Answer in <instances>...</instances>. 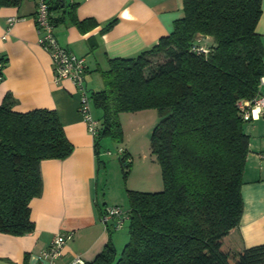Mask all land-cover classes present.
Returning <instances> with one entry per match:
<instances>
[{
	"label": "trees",
	"instance_id": "trees-1",
	"mask_svg": "<svg viewBox=\"0 0 264 264\" xmlns=\"http://www.w3.org/2000/svg\"><path fill=\"white\" fill-rule=\"evenodd\" d=\"M261 13V0H182L169 34L134 56L109 58L100 70L103 87L90 91L101 109L95 150L103 136H121L119 113L155 109L149 146L162 189H126L127 241L117 252L106 224L107 242L83 264H264V243L238 249L227 242L243 212L249 151L239 103L261 94L264 76ZM73 20L80 29L95 24ZM199 45L206 52L197 53ZM5 63L0 56V79ZM15 101L6 93L0 102V231L24 234L34 228L30 201L42 191L41 160L63 159L73 144L56 110L20 112ZM125 155L124 175L131 163Z\"/></svg>",
	"mask_w": 264,
	"mask_h": 264
},
{
	"label": "crops",
	"instance_id": "crops-1",
	"mask_svg": "<svg viewBox=\"0 0 264 264\" xmlns=\"http://www.w3.org/2000/svg\"><path fill=\"white\" fill-rule=\"evenodd\" d=\"M50 2L56 40L84 59L87 89L90 69L100 74L109 58L134 56L151 47L171 32L173 21L182 15V0H64L59 6L56 0ZM261 8L256 31L264 39V0ZM35 9L34 0L0 3V56L6 59L0 102L11 93L16 111L56 110L73 150L63 159L41 160L42 191L30 201L34 228L24 234L0 231V264H47L36 256L55 232L70 230L73 236L63 245L55 264H71L75 255L90 261L109 237L101 213L107 206L120 204L113 199L107 203L104 188L100 199L99 189L104 185L100 172L106 175L107 171L105 154L100 153V140L95 150L94 138L77 110L79 95L74 83L69 78L55 80L50 56L37 43ZM8 17L15 20L7 37L1 38ZM74 17L92 18L95 24L80 29ZM112 19L115 22L106 28ZM260 93L264 96V84ZM94 117L99 120L101 113ZM243 128L249 136L241 185L243 212L227 241L238 249L264 243V108L257 118L246 120Z\"/></svg>",
	"mask_w": 264,
	"mask_h": 264
},
{
	"label": "rangeland",
	"instance_id": "rangeland-1",
	"mask_svg": "<svg viewBox=\"0 0 264 264\" xmlns=\"http://www.w3.org/2000/svg\"><path fill=\"white\" fill-rule=\"evenodd\" d=\"M88 91L99 90L103 87L102 77L99 72L91 70L87 76ZM93 116H100L101 109L90 101ZM121 136L114 138L105 135L100 139V153L107 163L106 175L100 172V182L104 185L100 187V199L102 189L106 191V202L111 203L112 199L117 200L120 206H128L126 190L156 191L162 189L160 167L150 150V134L153 126L159 119L155 109L149 108L143 111L121 112L119 113ZM122 150L126 159L131 163L126 175L121 170L119 157ZM109 151V153H107ZM128 151V152H127ZM103 170V168H102ZM125 191H124V190ZM124 191V192H122ZM127 221L119 229H113L111 233L112 241L119 252L128 239Z\"/></svg>",
	"mask_w": 264,
	"mask_h": 264
},
{
	"label": "built area",
	"instance_id": "built-area-1",
	"mask_svg": "<svg viewBox=\"0 0 264 264\" xmlns=\"http://www.w3.org/2000/svg\"><path fill=\"white\" fill-rule=\"evenodd\" d=\"M36 9L34 21L37 31V43L49 54L55 80L69 78L75 85L79 102L77 110L85 121L89 133L95 139L99 132L100 121L96 119L91 112L90 92L85 85L86 65L82 57L76 56L67 47L62 46L56 40L54 35V25L50 18L48 0H34ZM15 17H8V27L2 34L1 38H6L9 32V26L13 23ZM197 53L206 52V47L199 45L194 47ZM1 77V76H0ZM264 84V76L260 78V86ZM239 106L244 110L246 120L257 118L262 108H264V96L259 94L252 102L241 101ZM122 150H118L122 154ZM109 153V151H107ZM101 219L105 224L109 221L114 229H119L128 219L127 210L120 205L107 206L102 214ZM73 236V231H57L52 235L48 246L43 249L37 256L39 262L46 261L47 264H55L57 257L61 254L65 242ZM84 259L75 255L71 259V264H83Z\"/></svg>",
	"mask_w": 264,
	"mask_h": 264
}]
</instances>
